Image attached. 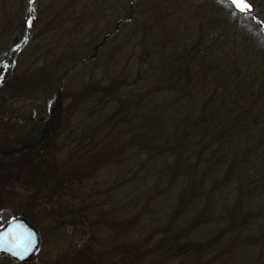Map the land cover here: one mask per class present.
Instances as JSON below:
<instances>
[{
  "label": "trees",
  "instance_id": "trees-1",
  "mask_svg": "<svg viewBox=\"0 0 264 264\" xmlns=\"http://www.w3.org/2000/svg\"><path fill=\"white\" fill-rule=\"evenodd\" d=\"M213 1L264 51L263 21L256 32ZM36 2L0 16V201L20 185L52 224L87 236L89 264H264V83L252 49L238 52L202 14L197 32L117 39L128 57L117 71L103 55L118 27L94 24L76 41L84 19L53 13L38 35ZM88 201L140 211L104 220Z\"/></svg>",
  "mask_w": 264,
  "mask_h": 264
},
{
  "label": "rangeland",
  "instance_id": "rangeland-1",
  "mask_svg": "<svg viewBox=\"0 0 264 264\" xmlns=\"http://www.w3.org/2000/svg\"><path fill=\"white\" fill-rule=\"evenodd\" d=\"M6 1L9 3H6ZM26 1L27 0H5L4 5L0 2V16L3 14L5 9V11H15L17 8L26 6ZM248 1L254 6V11L243 17L240 20V23L242 26L243 24L248 23L253 30L259 32V24L256 22L259 21V19L264 22V0ZM214 2L215 1L213 0H37L36 10L38 12V16H42V18H40L42 21L37 27L36 33L42 28L46 29L48 27L47 21L51 18L53 13L56 17L55 20H57L58 23L68 21L67 17L69 14H72L76 19L79 17L84 19L80 21V24L84 25L85 28L81 26L78 28V25L75 26L74 34L77 37L76 41L84 38L86 36L85 32L87 29H92L94 24H98V27L109 26L108 28L111 29L118 27V32L115 35L117 37L110 43L109 49L108 47L105 48V53L103 55V58L106 57V60L110 58V61L113 62L112 66H114V69L119 68L117 69L118 71L122 66L121 64H126L127 61L125 60H127L128 57L127 51L125 53H121L118 52V50L116 51L113 47L116 44L117 39L118 41H122L124 39L127 41L130 38V35H132V31H136V33H138L136 35H139V33H141L139 27L144 30L142 33L154 36L156 39L163 38L164 35L171 29L175 30L183 25H188L189 28L191 27L190 30L192 32H197L200 26L199 20L202 19L200 16L202 14L210 15L211 17H216L217 22L219 21V23H223L218 25L223 27V36L222 34L220 35L223 40H226V42H234V47H237L238 52L242 48L243 50L246 49L245 52L252 49L250 58H247L243 54L240 55H242L243 58L252 60L258 65V82L264 83V51L254 45L255 42H252L253 37L247 35L249 32L246 34L247 37L244 38L242 36L243 32L241 27L234 25V22L232 20L230 21V19L224 15V12L220 11L219 5L216 2L214 5ZM159 4H164V7H162L161 10ZM128 5L131 7H127ZM2 7H4V10ZM129 8L131 10H129ZM56 11L64 13L62 15H57ZM82 11H85L87 15L80 16L82 15ZM94 12L96 14H94ZM128 12L133 13L134 18L130 25L124 23L123 18L125 13ZM254 15L256 16L254 17ZM220 18L221 20H219ZM212 20L213 22L215 21L214 19ZM204 24H206V21L203 22L202 26ZM12 27L14 30L17 27V24L13 23ZM16 31L17 28L14 33ZM103 31L106 30H101L97 33L99 38H101ZM42 33L43 32H39L38 35H42ZM52 33H56V31ZM33 34H35V30L33 31ZM72 34L73 33H68L67 30L65 32H60V40L56 44L58 50L61 51V49L66 48L65 46L68 45V39ZM43 36V40L47 37L49 39L53 38V40H56L54 38L55 36H51V33L48 31ZM34 44L35 43L32 45ZM111 53L113 54L114 59L110 56ZM114 61L117 63V66H115L116 63ZM131 64L132 65L126 66H133V63ZM129 73L131 74L132 72ZM8 126H10V124ZM10 128L14 130L13 126ZM18 186L20 185H16L10 194L5 193V195L7 194L9 196H4L5 198L3 197V201H0V228L14 217H23L38 231L39 246L36 252H34L29 259L21 262L10 259L4 255H0V264H89L87 258L91 253L87 254V257L84 254L87 253L86 251L79 254L80 246H84L87 241V236L80 234L79 231L73 234L67 223L62 224L58 221L56 222V225L52 224L48 219L50 218L48 213H46L43 209H37V201H35V206L32 207L33 202L32 204L27 202V193L21 190L22 187L17 188ZM88 202H93L97 208L102 211V217L104 220H115L117 222L122 221L123 216H121V212L123 208L131 210L130 212L132 214L140 211L136 210L134 212V208L131 206L128 207L127 204H125V207V201H116L111 203L107 201ZM36 212H38V214ZM111 213H113L112 216H108ZM22 214L27 216L31 221H29ZM102 217H99V219H102ZM53 226L56 227L54 228ZM102 241L103 240L98 238L96 246H99L98 248L100 249L98 251L95 250L96 252L106 250L107 246L105 243L102 244ZM162 262L163 261H156L155 264H162ZM170 262V260L165 259L163 264H173ZM211 264L214 263L211 262Z\"/></svg>",
  "mask_w": 264,
  "mask_h": 264
},
{
  "label": "snow or ice",
  "instance_id": "snow-or-ice-1",
  "mask_svg": "<svg viewBox=\"0 0 264 264\" xmlns=\"http://www.w3.org/2000/svg\"><path fill=\"white\" fill-rule=\"evenodd\" d=\"M222 3H226L231 9L240 13H246L250 10L251 6L248 0H221ZM10 223V222H9ZM10 245L9 250L21 258L27 252L31 251L32 239L30 235H25L17 232L14 229H10L6 234H0V247Z\"/></svg>",
  "mask_w": 264,
  "mask_h": 264
},
{
  "label": "water",
  "instance_id": "water-1",
  "mask_svg": "<svg viewBox=\"0 0 264 264\" xmlns=\"http://www.w3.org/2000/svg\"><path fill=\"white\" fill-rule=\"evenodd\" d=\"M248 3L251 6L250 10L247 11L246 13H241V14H250L253 11L252 4L249 1H248ZM10 229H14V230H16L19 233L31 236V239H32L31 251L27 252L21 258L18 255H14L9 250L10 245H5L3 247H0V255L7 256L10 259L17 260V261H20V262L29 259L33 255V253L37 250V248L39 246V235H38L37 230L34 228V226H32L30 223H28V221L25 218H23V217L12 218L10 221H8L6 224H4L0 228V234H6V233L9 232Z\"/></svg>",
  "mask_w": 264,
  "mask_h": 264
}]
</instances>
